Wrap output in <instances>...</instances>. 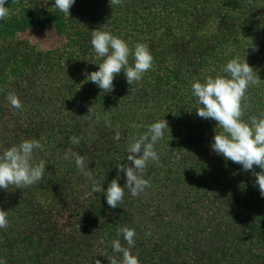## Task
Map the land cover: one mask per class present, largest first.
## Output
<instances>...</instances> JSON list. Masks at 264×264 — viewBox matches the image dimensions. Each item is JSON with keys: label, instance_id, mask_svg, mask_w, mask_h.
<instances>
[{"label": "trees", "instance_id": "1", "mask_svg": "<svg viewBox=\"0 0 264 264\" xmlns=\"http://www.w3.org/2000/svg\"><path fill=\"white\" fill-rule=\"evenodd\" d=\"M43 1L50 6L8 0L9 15L0 20V39L37 26L61 41L42 61L14 57L0 63V79L11 75L18 82L6 84L5 94L22 101L20 109L0 116V149L34 139L41 148L34 150L32 162L46 165L35 185L0 189V210L8 219L0 228V264L119 261L122 254L113 251L112 243L119 240L128 248L122 227L135 231L131 252L139 264L264 260V198L254 186L253 171L209 148L216 122L196 115L191 95L192 82L220 74L229 59L240 55L261 79L247 90L242 119L264 113V0H76L70 16L52 7L53 0ZM224 15L234 31L222 40L208 37L192 57L187 45L174 48L191 38V28L210 34L208 21L215 26ZM95 29L123 38L130 47L139 42L149 48L152 67L139 82L129 85L120 73L113 90L104 93L86 81L98 68L88 42ZM163 119L170 129L155 145L159 161L145 170L149 186L138 196L126 191L118 206L110 207L103 193L92 190L93 182L106 189L118 165L131 164L128 144ZM195 122L203 130L199 137L192 133ZM72 153L83 157L92 180L76 167ZM254 171L260 169L254 165ZM118 182L125 184L122 171ZM82 223L90 231L74 233Z\"/></svg>", "mask_w": 264, "mask_h": 264}, {"label": "clouds", "instance_id": "2", "mask_svg": "<svg viewBox=\"0 0 264 264\" xmlns=\"http://www.w3.org/2000/svg\"><path fill=\"white\" fill-rule=\"evenodd\" d=\"M76 0H53V5L61 13L70 16V9ZM117 0H112L116 3ZM8 0H0V20L9 15ZM90 43L95 53L94 64L97 70L86 76V81L93 82L104 93L114 88L116 75L123 73L129 85L139 82L143 75L152 67L153 56L143 43L130 47L123 38L109 31L95 29L91 31ZM256 51L255 45H249ZM130 57L131 62H130ZM261 82L246 57L236 55L229 59L221 68L220 74L209 75L203 80L191 83V95L195 98L196 115L200 118L216 122L214 136L210 144L211 150L226 161L241 165L244 171H253L254 186L258 187L260 196L264 198V113L242 119L243 101L250 86ZM12 108L20 109L22 101L14 94L8 96ZM89 113V112H88ZM107 114L105 123H108ZM217 128L222 131H217ZM170 129L166 119L154 120L144 134L135 137L128 144L127 161L129 165H118L117 177L112 179L105 189L101 182H93L92 190L104 194L106 203L116 208L127 191L132 196H138L149 186L144 173L150 162H158L159 154L155 150L156 143ZM73 144H78L76 137L71 138ZM41 148L36 140H23L15 145L0 149V189L10 186L22 189L32 186L42 180L45 172V162L33 163V152ZM66 154V158H67ZM75 165L80 172L92 180V173L82 156L72 153ZM254 165L260 171H254ZM125 175L123 187L119 184V174ZM8 224L7 211L0 210V228ZM120 233L127 241L124 248L119 240L112 243L113 251L122 254L121 259L109 258V264H139L138 258L132 254L135 246V231L122 227Z\"/></svg>", "mask_w": 264, "mask_h": 264}, {"label": "rangeland", "instance_id": "3", "mask_svg": "<svg viewBox=\"0 0 264 264\" xmlns=\"http://www.w3.org/2000/svg\"><path fill=\"white\" fill-rule=\"evenodd\" d=\"M39 2L42 8L50 6L48 1L39 0ZM152 3L157 4L156 1H152ZM205 16L209 18L210 14L205 13ZM224 19H226L227 21V15H224V17L220 19L219 24L215 26L209 20L208 22L211 28L209 29L210 34L208 35L205 33H202L200 31L201 28H199L197 30V34L199 35L198 36L196 34V27L191 28L192 29L191 38L182 39L184 43L182 45H180L181 43H177V45L174 44V48L187 45V49L189 50L190 57H192L194 54H196V52L201 51L200 50L201 48L203 49V46H202V44L204 43L203 40H207L208 37H214V38L218 37L220 40H222L224 36L234 31L232 27L233 25L226 24L224 22ZM200 22L205 23L207 22V19L204 17H201ZM199 25L197 26V28L199 27ZM166 35L167 34H165V36ZM163 40H167V38H164V39L162 38V41ZM88 42L90 43V41ZM60 44H61L60 38L55 36V34L51 32L48 28L37 27V26L30 27V28L23 30L22 32H18L14 34L13 36H8L6 38L0 39V63L2 60H12L14 57H16L18 60H25V63L26 62L28 63L31 61L33 62L38 61L42 55L47 54L49 52L57 51ZM39 61H42V60L40 59ZM0 80H1L0 84L2 85L4 84L2 87V90L0 89V116H4L1 118H6L8 114H10L11 112H14V109L10 106L9 101L7 99L9 95L5 94L7 93L6 89L8 88V85L6 84L15 85L18 82L17 80L12 78L11 75H7L6 78L1 77ZM5 82H8V83H5ZM27 83L29 82L26 80L25 84ZM21 96L25 98L26 95L23 94ZM195 123L197 124V126L194 127V131L192 133L194 134V136L199 137L202 134L203 130L202 128H200L201 123H197V122ZM14 131L16 132L15 129L10 130V132H14ZM209 148H210V145H209ZM204 154L207 155V153H204ZM90 228L91 226H88L87 223H84V224L82 223L79 225H75L73 227V232L76 234H79L80 232L85 233L86 231H90ZM192 258L193 257H191V259ZM244 263L245 261H242V260H239L238 262V264H244ZM250 264H264V260L262 258L253 256Z\"/></svg>", "mask_w": 264, "mask_h": 264}]
</instances>
